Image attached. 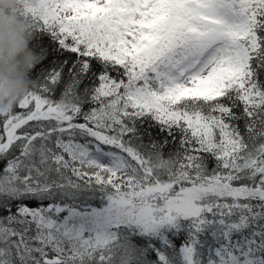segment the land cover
Wrapping results in <instances>:
<instances>
[{"label":"snow or ice","instance_id":"6c2138e0","mask_svg":"<svg viewBox=\"0 0 264 264\" xmlns=\"http://www.w3.org/2000/svg\"><path fill=\"white\" fill-rule=\"evenodd\" d=\"M19 12L37 59L0 116V264H264V0Z\"/></svg>","mask_w":264,"mask_h":264},{"label":"clouds","instance_id":"9594fccd","mask_svg":"<svg viewBox=\"0 0 264 264\" xmlns=\"http://www.w3.org/2000/svg\"><path fill=\"white\" fill-rule=\"evenodd\" d=\"M25 6L35 7L36 0H0V116L14 111L33 90L36 31L31 19L19 12Z\"/></svg>","mask_w":264,"mask_h":264},{"label":"trees","instance_id":"16d2710c","mask_svg":"<svg viewBox=\"0 0 264 264\" xmlns=\"http://www.w3.org/2000/svg\"><path fill=\"white\" fill-rule=\"evenodd\" d=\"M180 241H177V243H179Z\"/></svg>","mask_w":264,"mask_h":264}]
</instances>
